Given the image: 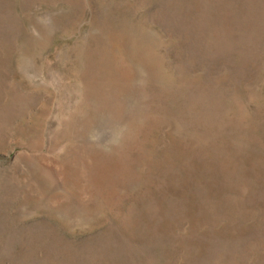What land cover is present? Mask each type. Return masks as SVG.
<instances>
[{
    "label": "rangeland",
    "instance_id": "rangeland-1",
    "mask_svg": "<svg viewBox=\"0 0 264 264\" xmlns=\"http://www.w3.org/2000/svg\"><path fill=\"white\" fill-rule=\"evenodd\" d=\"M0 264H264V0H0Z\"/></svg>",
    "mask_w": 264,
    "mask_h": 264
}]
</instances>
